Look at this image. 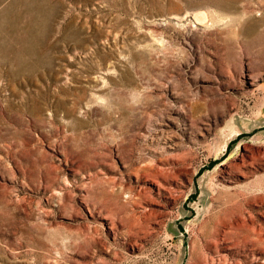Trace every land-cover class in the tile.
Masks as SVG:
<instances>
[{
  "label": "rangeland",
  "instance_id": "rangeland-1",
  "mask_svg": "<svg viewBox=\"0 0 264 264\" xmlns=\"http://www.w3.org/2000/svg\"><path fill=\"white\" fill-rule=\"evenodd\" d=\"M0 264H264V0H0Z\"/></svg>",
  "mask_w": 264,
  "mask_h": 264
}]
</instances>
